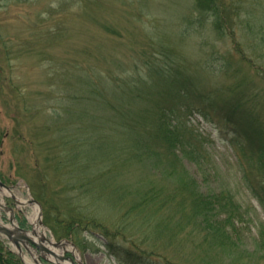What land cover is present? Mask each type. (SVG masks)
Returning a JSON list of instances; mask_svg holds the SVG:
<instances>
[{"label":"rangeland","instance_id":"rangeland-1","mask_svg":"<svg viewBox=\"0 0 264 264\" xmlns=\"http://www.w3.org/2000/svg\"><path fill=\"white\" fill-rule=\"evenodd\" d=\"M222 2L229 8L217 27L213 13L201 10L197 0H0V182L15 196L13 200L0 193V224L11 229V209L16 223L32 231L29 217L36 204L28 202L36 201L45 238L58 241L52 232L58 228L54 217L73 220L77 214L72 209L80 207L98 215L109 229L119 226L125 247L134 241L139 249L153 248L159 258L174 264H264L256 251L260 233L264 235V168L234 142L230 122L221 120V113L239 101L264 127V0ZM223 63L229 73L219 70ZM162 67L179 72L193 90L191 108L173 123L169 120L181 134V148L192 155L176 149L171 156L177 159L153 169L148 161H128L124 148H131L130 138L124 139L122 123L116 127L112 121L118 95L110 94L109 108L99 107L88 93V79L80 76L87 71L101 76L98 82L108 90L122 84L144 86L143 79L150 78L160 107L165 93L174 92L157 81L154 71ZM135 102V111L147 104ZM196 109H205L207 118ZM102 119L110 125L102 127ZM79 150L84 151L80 161ZM130 162L132 167L125 166ZM164 168L176 172L165 173ZM104 172L111 184L103 199L89 196L78 206L75 197L84 189L70 185L77 187L83 181L78 177L85 175L86 188L91 189ZM181 180H194L199 193L232 194L241 205L244 219L235 225L241 240L236 252L209 247L190 224L182 229L161 225L154 227L155 233L152 226L166 213L171 212L174 222L182 220L183 212L191 213L188 201L180 205L181 211L174 209L175 214L169 208H147V216L145 211L126 216V206L139 195L136 190L153 185L162 198L177 190ZM20 199L27 204L15 202ZM96 235L78 230L74 251L65 252L71 249L66 245L58 253L77 264H127L108 255ZM4 239L22 264H55L39 260L41 254L33 246L27 251L20 245L19 255Z\"/></svg>","mask_w":264,"mask_h":264},{"label":"trees","instance_id":"trees-1","mask_svg":"<svg viewBox=\"0 0 264 264\" xmlns=\"http://www.w3.org/2000/svg\"><path fill=\"white\" fill-rule=\"evenodd\" d=\"M222 1L223 0H197L196 3L201 7V10L213 13V24L217 27H221L222 22L226 20L225 10L229 8V5ZM242 59L247 61L245 57H242ZM223 65L224 66H221L219 70L224 73H229V67L224 63ZM154 74L160 78L157 79V81H164L165 87H172L174 90L173 94L169 93L167 95L165 93L166 98L164 99L163 105L160 107L155 104L156 100L154 99H156L155 95H157V93L156 91H153V88L155 87L151 84L152 79L150 78L148 80L143 79L145 81L144 86H139L138 84H122L115 87L113 90H108V87L100 86L98 81H100L101 76L92 77L90 71H87L85 76H80V73L77 76L88 79L87 89L89 92L81 85L80 90L83 91L84 89L87 91L99 107L109 108L111 105L110 94L112 95L113 93H116L118 95V105H111L113 111L112 121H114L113 125L116 127L119 125L117 123L118 121L122 123L124 139L128 140L130 138L132 144L130 145L131 148H124L127 152L128 161H138L141 164H143L142 162L144 161H148L153 169H155V164L160 165L163 162H168V160L171 161L173 158L177 159V155L173 157L171 156L175 154L176 149L185 156H188L189 154L192 155L191 152H185V150L182 149L183 143H181L180 140L181 134L175 131L176 125L173 126L172 123L177 120L181 115V112L187 111L191 108V103L195 101V98H189V95L192 94L193 90L186 82L187 79L183 77L179 78L177 76L179 72L176 70H173L171 67H162L157 68L154 71ZM157 81L153 80V83H157ZM76 84V87H78L79 83L77 82ZM175 88L180 90V92H176ZM67 95L68 93L66 94V97ZM169 96L171 97L169 98ZM82 97L85 98L84 95ZM122 98L124 101H122ZM202 98L205 99L204 95ZM138 99L147 104L142 110L135 111L133 109L134 106L132 107V105H135V101H138ZM164 103H166L167 106ZM238 103L239 101L234 104L235 107L234 105L228 106L227 110L221 113V120L226 123L230 122V129L233 133L232 137L235 140L234 142L246 147L247 149L245 150V153L249 159L254 161V163L256 162L258 166L264 168L263 124L258 121L260 119L259 116L257 117L251 111L246 110L242 105L243 108L240 107ZM196 111L205 119L207 118L205 109L203 111L196 109ZM230 115H235V118L229 120L231 117ZM91 117L93 119L96 118L93 114ZM108 119L110 120V117H108ZM170 119H172V123L169 121ZM100 125L104 127L110 124L108 120L102 119ZM159 142H165V146H160ZM77 152H79L78 157L80 161L84 156V151L79 150ZM133 162L125 164V166L128 165L129 167H132L133 165L130 164ZM167 171H171L172 174H175L176 172L175 168L163 169V172L166 173ZM84 177L86 176L83 175L82 178ZM82 178L81 176L78 177L79 181H83L77 187L70 185L71 189H84L83 192L80 191L79 196L75 197L79 202L78 206H81L85 199H87L86 197L89 198V196L92 197L93 195H96L95 198L97 200H102L105 190L111 184L110 177L106 176L105 172L103 175L100 174L99 176H96V179L93 180V187H90L91 189H89V187L86 188L89 177H86L85 179ZM90 183L91 181L89 182V185ZM98 185H103L102 189L98 188ZM136 191L139 192V195H137L138 197L136 199L130 201L128 206H126L128 207L126 216L133 211H136L138 214L145 211V216H147V208L163 212L165 208H169V210H173V214H175L174 209L181 211L180 205H184V202L188 201V204L191 206V213L183 212L182 220L179 219L177 222H174L173 218L169 216L171 212H168V214L166 213L164 217H161L162 220H160V224L157 222L152 226L155 233H157V229H159V226L161 225L167 226V224H175L182 229L190 224L192 226L194 225L195 229L198 230L196 231L197 235H203L204 238L202 239L209 243V247L216 246L230 252L237 251L236 248H238V243H240L241 240L235 225L243 222L244 213L240 211L241 205L235 202L232 194L227 195L228 193L225 192L199 193L197 190V184L194 180H187L184 183H182L181 180V185L177 186V190L170 192L162 198L159 196L160 190L153 185L149 186L144 191ZM74 211L77 216L70 221L68 219L62 220L60 217L59 219H55L54 217L53 222L57 224L56 226H58V228L53 229L52 232L55 233L54 236L56 239L62 240L65 238L71 240L77 245L76 241H74L76 231L85 230L89 235L95 236V238L97 236L96 234H98L103 240V242L100 241L103 249L106 250L108 255L113 256L116 261L118 260L119 263L174 264L166 257H162V259L159 258L160 254L153 250V248L148 247L146 250L139 249V245H136V242L134 241L129 242V245L125 247L121 243L122 240H125V235L121 233L119 234V226L117 227L114 225L112 230L98 219V215L91 216L86 214L84 209L80 207L73 208L72 212ZM145 216L143 217L146 221ZM126 224L129 225L128 222H126ZM232 246H234L235 249ZM257 248V253L261 254L262 259L264 260V235L262 232L259 236V242H257ZM0 264H22L19 257L9 250L6 243L1 238Z\"/></svg>","mask_w":264,"mask_h":264},{"label":"water","instance_id":"water-1","mask_svg":"<svg viewBox=\"0 0 264 264\" xmlns=\"http://www.w3.org/2000/svg\"><path fill=\"white\" fill-rule=\"evenodd\" d=\"M0 185L3 186V184L1 182H0ZM9 211H11L10 212L11 215L9 217V221L12 223L13 220H14V215H13V212H12L11 209ZM14 232H17L19 234V236L13 235L12 233H14ZM23 232H25V231L23 229H21L17 224H13V229L12 230L8 229L5 226L0 225V234L4 235L8 239H10L13 242V244L16 245V247L18 249H20V247H19V244H17V243H18V240L21 239V240L30 242L35 247H37L40 251H44L48 255L52 256L55 259L53 262L56 263V264H61V263H59L60 261H64V262L66 261L68 264H76V262L73 260L72 257H70L68 255H65V254L64 255L63 254H57L52 249H49V248L43 246L42 244L35 243L31 239H29L26 235H24ZM67 243L70 244L73 247V245L70 242H52L51 245L54 248H57V247H63Z\"/></svg>","mask_w":264,"mask_h":264},{"label":"bare ground","instance_id":"bare-ground-1","mask_svg":"<svg viewBox=\"0 0 264 264\" xmlns=\"http://www.w3.org/2000/svg\"><path fill=\"white\" fill-rule=\"evenodd\" d=\"M0 193H1V195H5V196H8V195L14 196V194H12L11 192H8L7 190H3V189L0 190ZM17 202H19L20 204H27V201H23L21 199H20V201L18 200ZM32 212H33V214L29 217V221L32 223L34 231H32L33 233L32 232L25 233V235H27V237H29L33 241L39 240V237H42V239H43V237L46 236V232H45L46 230L39 225V222H37L38 221V217H37L38 208L36 205H33V211ZM52 241L53 240H51L50 242L52 243ZM47 257L52 259V260H55L50 255H47Z\"/></svg>","mask_w":264,"mask_h":264}]
</instances>
